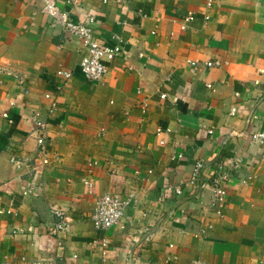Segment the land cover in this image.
<instances>
[{
    "label": "crops",
    "instance_id": "1",
    "mask_svg": "<svg viewBox=\"0 0 264 264\" xmlns=\"http://www.w3.org/2000/svg\"><path fill=\"white\" fill-rule=\"evenodd\" d=\"M58 7L89 24L98 44L120 42L121 54L88 82L80 42L39 0H0V211H11L0 213V263L262 264L264 144L251 135L264 133V0ZM61 68L72 78L62 81ZM47 93L57 99L51 113ZM35 113L46 121L43 168ZM197 162L205 178L219 164L229 175L217 208L209 187L197 195L186 184ZM129 191L122 219L96 230L97 199ZM52 209L70 220L57 235Z\"/></svg>",
    "mask_w": 264,
    "mask_h": 264
},
{
    "label": "built area",
    "instance_id": "2",
    "mask_svg": "<svg viewBox=\"0 0 264 264\" xmlns=\"http://www.w3.org/2000/svg\"><path fill=\"white\" fill-rule=\"evenodd\" d=\"M41 2L40 12L45 14L46 16L52 19L53 24H58L62 27L63 31L67 34H70L78 39L80 42L81 48L84 50V55L81 61L78 64L79 70L82 73L83 77L88 82L97 83L102 81L107 72V61H112L116 57L121 54L120 42L115 43L114 45H105L98 44L93 37V29L89 24L85 23H74L71 21L69 17V13L62 11L58 7L59 0H39ZM106 1V0H103ZM119 5H126L131 0H115ZM73 4H77L76 1H73ZM193 17L190 15L184 21L191 22ZM91 22L92 20L89 19ZM154 34V32H152ZM190 65L195 67L197 64L191 62ZM218 62L206 63V66H219ZM56 75L62 79V81H67L72 78V71L59 69L56 72ZM19 84L23 83L22 77H15ZM62 85H58L56 87V92L58 94L62 91ZM210 88V85H207ZM45 98L49 101V112H53L57 109V99L55 96H52L50 93L45 95ZM160 98H165V95L161 94ZM10 106H13V103H10ZM235 109H232L230 115H234ZM3 118H5L9 123H11V119H9V115L7 112H3L1 114ZM33 119L35 121L36 127L35 132L38 134V144L41 146L39 165L41 168L50 164V160L48 158L47 153L44 148V131L46 128V121L41 116L40 113H35L33 115ZM250 121H248V124ZM161 134V131L157 132V135ZM251 139L254 142H258L259 144H264V133H252ZM163 144V142H161ZM176 159H180V155L176 156ZM203 164L201 162H197L191 174L186 182L189 187L194 188V191L197 195L202 193L206 188H210L212 192V202L211 205L219 207L225 200L227 190H226V181L229 179V175L225 173L222 165H217L216 171L212 176L204 177L202 175ZM250 179V178H248ZM247 179V180H248ZM242 184H246V180L241 181ZM88 185V182H85ZM167 191L173 192L176 195L182 194V189L179 187L169 186L166 188ZM24 194H28V191H25ZM135 199L134 192H127L124 195L119 194H104L100 196L96 203L94 210L90 216L91 223L96 230L99 231H107L112 226L117 224L122 217L125 215L127 209L133 203ZM0 213H11L9 210H1ZM52 213L57 219L56 223L51 225L48 228V232L50 235H57L61 231H64L69 228L70 220L65 215V212L60 209H52ZM217 215H220V210L216 211ZM101 245H105V241H101ZM171 247V246H170ZM264 264V259L261 261ZM0 264H8L6 262H1ZM16 264H30L28 260L25 258H21ZM36 264V263H31ZM191 264H207L206 262L196 259L192 261Z\"/></svg>",
    "mask_w": 264,
    "mask_h": 264
}]
</instances>
